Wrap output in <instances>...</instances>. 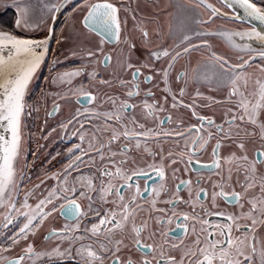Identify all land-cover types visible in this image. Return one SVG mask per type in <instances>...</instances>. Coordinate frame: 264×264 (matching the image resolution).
<instances>
[{
    "label": "snow or ice",
    "instance_id": "snow-or-ice-1",
    "mask_svg": "<svg viewBox=\"0 0 264 264\" xmlns=\"http://www.w3.org/2000/svg\"><path fill=\"white\" fill-rule=\"evenodd\" d=\"M193 6L205 10L206 19L195 21L201 28H206L215 18H231L242 23L258 21L260 27L251 25L242 30L216 33L197 30L183 36V41L177 45L180 51H170L167 48L151 51V58L155 61L166 60L167 67L156 68L155 64L145 62L141 67L134 69V82L127 91V98L119 105L115 98L109 97L112 110L100 112L95 108H85L81 113L80 109H77L75 116L66 122H61L59 127L64 130L63 135L78 137L79 143H73L66 149L68 162L61 170L45 173L44 179L28 188L24 187L25 182L26 180L30 182L32 177L25 176V170L31 168L26 158L28 148L24 136V117L28 107L26 97L30 85L45 61L48 38L28 39L8 32H0V73L10 69L0 80V237L5 238L4 243L0 244V264H65L66 261L77 258V264H264V241L257 236V226H264V173H261L257 167L264 165V119H261L264 115V0H259V3L256 0H218L217 3L199 0V3H194ZM45 7L53 22L62 12L66 21L74 20L77 16L82 17L80 23L83 28L95 32L100 37V47L82 52L72 51L70 55L83 56L89 63L108 66L111 57L104 53L103 45L106 42L118 44L121 41V5L115 0H55ZM238 10H242L243 15H240ZM23 11L26 16L27 10ZM21 22V19H17V26ZM23 22L28 26L26 19ZM53 32L54 27H48L49 37ZM141 33L147 45L148 32L141 29ZM208 35L222 37L228 46L238 53L237 62L234 63L223 55L211 52V58L218 64L222 75L227 78L230 85L226 100L229 104L235 105L226 109L220 123L211 116L199 113L194 103H185L183 99L185 88L180 87L177 95L169 86V72L180 52L187 53L201 46L210 47L208 40L203 38ZM193 38L198 43H194ZM124 42L128 43V37H124ZM134 46V44L129 45V47ZM98 55L103 56V60L98 59ZM257 60L259 63H256ZM253 63L255 69L248 71L253 67ZM133 67L131 63L127 64V68ZM142 68L154 70L152 74L144 76L145 83L156 77L162 81V91L171 96V109L180 107L190 109L191 116L199 123L191 122L185 127L183 121H178L174 129L145 130L144 124L137 125L134 116L128 117L127 113L130 110L142 106L146 117L167 120L169 123L172 121L171 113L166 117L157 116L158 112L165 111L164 105L168 103L167 95L163 98L164 103H160L154 98L155 93L152 89L147 88L143 90L142 99L132 102L140 97V84L135 81L141 74ZM84 70L82 65L69 71L58 72L52 77V83L71 87L74 79ZM88 75L90 79H94L96 73L93 71ZM183 75V73L177 74V81ZM101 83L108 82L101 81ZM126 83L120 81L121 86H125ZM75 91L83 96L89 105L98 99L83 86ZM54 95L59 97L60 93ZM207 99L212 100L211 97ZM59 110L60 105L54 102L52 110L47 115L50 117ZM100 116L105 118L103 131L111 133L106 142L100 140L95 132L89 139L84 129L85 122L91 123ZM108 121H114V124L109 125ZM74 123L79 127L70 132L69 129ZM129 123L132 127H129ZM248 124L254 126L252 131L247 130ZM93 127L96 132L101 131L98 126L93 125ZM233 128L237 129L235 133ZM242 128L243 137L255 136V128L259 129L260 148L251 159L247 153L245 140L241 136ZM41 131L43 132V129ZM54 131L55 128L51 129L49 135ZM142 137L145 140L151 137H163L167 140L171 137L174 138L178 149L176 152L170 150L165 161L161 148L159 164L147 165V168L155 171L160 183L153 185L150 190L145 183L144 190L152 197L146 203L150 204L152 212L164 214L154 218L157 227L148 236L144 235L149 228L147 220L137 223V213L143 210L140 203L143 200L141 187L132 182L134 178L138 179L146 173L143 168L125 167L127 157L119 161L116 159L118 155L126 153L128 145L122 146L119 152L113 151L111 147L113 143L123 138L125 141L135 140L136 148L139 149ZM42 138L46 140L48 137L42 136ZM213 139L216 140L215 144H211ZM86 140L87 148L84 147ZM180 140L184 141L182 150H179ZM225 141L234 142L240 150V155L233 152L222 157L220 150ZM209 145L212 149L211 163L203 167L220 175L219 170L223 167L221 161L229 166L227 176L220 175V181L213 183L212 208H217V197L231 198L235 205L239 206L240 212L237 214L220 210L209 211L200 200L201 193L207 196L204 188L196 192V200L193 201L190 180H181L180 183L188 186L189 199L184 203L192 205L191 213L177 211L175 205L182 201L178 191L164 201L167 208H158L157 203L161 193L168 191L166 166L172 168L175 177L179 171L175 165L182 162L184 156L188 157L190 165L193 158L205 151ZM144 151L152 154L146 144ZM32 155L35 156L36 153L33 152ZM97 157L101 164L97 169L100 177L99 189L95 187L94 175L80 172L81 164L85 160L88 161V165L95 166ZM106 159L107 163H105ZM233 162H236L235 169L231 167ZM196 163L199 164L200 161L197 160ZM241 167L244 171V179L243 182L237 180L241 191H236L231 184L232 173L234 170L239 172ZM51 180H55V183L46 186ZM217 188L220 190L216 191ZM230 188L232 190L229 191ZM92 192H96L97 195H91ZM80 199L89 201L86 209L78 202ZM94 200L112 207H106L101 214L93 207ZM197 204L200 205L199 213L196 211ZM58 210L69 220V223L63 227L50 228L45 240L58 242L49 248L37 250L35 242L30 237H34ZM89 213L96 217L97 222L91 223L90 227L85 224L81 231V218ZM209 216L222 217L223 221H212L208 219ZM173 218L177 227L185 233L188 232L191 223L192 235L195 237L191 246H183L181 241L180 244L171 243L166 248L167 239L160 243L147 242L154 239L157 232L161 237L166 238L168 234L162 229L166 224H171ZM126 233L136 246V250L139 252L145 249L147 254L139 259L131 256L123 258L120 253L122 247H127L124 242ZM237 233L242 234L237 235ZM100 235L104 236L107 244L98 240L84 243L85 240ZM65 242L67 247L63 246ZM95 244H98V247H95ZM16 248H20L19 254L10 258L8 254ZM177 252L179 256L176 255Z\"/></svg>",
    "mask_w": 264,
    "mask_h": 264
},
{
    "label": "flooded vegetation",
    "instance_id": "flooded-vegetation-1",
    "mask_svg": "<svg viewBox=\"0 0 264 264\" xmlns=\"http://www.w3.org/2000/svg\"><path fill=\"white\" fill-rule=\"evenodd\" d=\"M55 2V0H3L4 8L0 10V32H8L13 35H17L28 39H45L48 38V51L45 57V61L42 63L36 77L30 85V91L26 97V113L24 117V136L26 141V147L28 148L27 160L31 164L30 169L25 170V176H31L30 182L26 180L25 185L32 186L39 183L44 179L45 173H52L59 171L68 162L66 149L73 143H79L78 137L63 135L64 130L59 127L61 122H66L76 115L77 109H80L81 113L85 108H95L100 112L112 110V104L109 97L115 98L117 105L123 99L127 98V91L131 88L133 81V71L136 67H141L145 62L155 64L156 68L161 66L167 67V61H155L151 58L150 52L167 48L170 51H180L177 45H180L183 41V36L200 30L207 31L209 33H216L220 31H237L243 28L249 27L243 23H239L237 20L231 18H215L214 22L209 24L206 28H201L195 21L197 19H206V13L203 8H195L194 3H199V0H115V2L121 5L120 19L122 27L121 41L117 44L115 42H106L103 45V51L105 54L111 57L108 66L103 64L89 63L83 56H71L72 51L82 52L85 50H95L100 47V37L95 32H89L84 29L80 20L82 17L77 16L74 20H65V15L58 14V18L53 22L50 18V13L45 7L46 5ZM209 2L217 3L218 0H209ZM3 5H0L2 7ZM24 9L27 10L25 16ZM127 9V11H125ZM70 10V9H68ZM8 18V21L2 22V18ZM17 19H21L22 22L17 26ZM26 19L27 25L23 22ZM54 27L53 34L48 36V27ZM141 29L148 32V43L145 45L144 39L141 33ZM128 37V43L124 42V37ZM209 42V46H201L196 50H189V52H180V56L174 62V66L169 72V86L179 95V88H185L184 102L187 104H195L196 110L202 115L213 117L217 123L222 122L224 113L228 107H235L234 104H229L226 100L228 96L230 85L226 77L221 73L218 64L211 58V52H216L219 55H223L230 59L232 62H237L238 53L230 48L226 41L218 35H208L203 37ZM239 41V38H237ZM194 43L198 41L193 38ZM130 44H134V47H129ZM186 46V44L184 45ZM242 55V53H239ZM103 60V56L97 57ZM245 58H247L245 56ZM131 63L134 67L132 69L127 68V64ZM256 63H259L257 60ZM83 65L84 71L73 81V85H54L52 83V77L58 72L69 71ZM255 69V63L253 67L248 69L252 71ZM95 71L96 76L94 79H90L88 73ZM152 71L147 68L141 69V74L137 77L136 83L140 84L141 93L140 97H137L132 102H137L143 98V90L151 88L155 93V99L164 103V96H168V103L164 105L165 111L158 112V117H166L171 113V123L167 120L156 119L155 117H146L142 106H138L134 110H130L127 113L128 117H135L138 124H144L145 130L148 128L155 129H174L177 126L178 121H183L186 127L189 123L195 122L191 116V110L180 107L178 109H171V96L163 92V83L158 77L147 83L144 82V76L152 74ZM179 73H183L182 78L177 81L176 76ZM47 78V79H46ZM126 81L125 86H121L120 81ZM101 81H107L108 83H101ZM160 86L157 87L156 85ZM83 86L90 91L98 99L93 104L89 105L87 101L77 93L75 90ZM60 93L57 97L54 93ZM199 93V95L197 94ZM211 97L212 100L207 98ZM79 100V102H78ZM219 101V103H216ZM60 105L58 113H54L52 116H48L47 113L52 110L53 103ZM261 119H264L262 115ZM49 121L52 126L48 129H44V122ZM109 125H113L114 121H108ZM93 125L98 126L101 131L96 132ZM119 127V125H115ZM78 124H73L69 131H73L78 128ZM105 118L100 116L98 119H93L91 123H84V129L88 133L90 139L93 133L99 137L100 140L106 142L107 137L111 134L104 132ZM129 127L132 125L129 123ZM55 128L54 132H49ZM248 131H252L254 126L246 125ZM43 129V132L41 131ZM123 129H121L122 131ZM183 130V129H181ZM237 129L233 128V133ZM243 137V128L240 130ZM36 132V133H35ZM256 135L250 137H243L246 144L247 153L251 158L254 157L257 149L260 148L259 129L255 128ZM36 135L37 137L30 142L29 135ZM42 136H47L45 140ZM141 139V146L136 148V141H125L121 138L118 142L112 144V150L119 152L120 148L124 145H128L127 151L124 155H118L116 159L123 160L126 157L127 164L125 167H139L143 168L145 173L138 179L134 178L132 181L134 184H139L141 187V194L143 200L140 201L142 209L137 213V223L147 220L149 228L145 232V236L151 234L156 229L155 217L158 215H164L163 213L152 212L149 201L152 197L148 195V192L144 190L145 183L150 190L153 185H158L160 180L153 169L147 168L148 164L160 162V151L163 149L165 155V161H167V153L171 150L173 152L178 151L174 138H168L165 140L163 137H151L145 140ZM88 141H85L84 147L87 148ZM216 140L213 139L211 144H215ZM145 144L151 153L144 151ZM42 153L40 159L33 161L32 153L36 151L37 146ZM41 145L43 147H41ZM99 145L97 144V147ZM184 148V141L180 140L179 150ZM211 145L205 151H202L198 156L194 157L189 165L188 157L184 156L183 161L175 165L179 171L173 177L172 168L166 166V186L168 191L161 193L158 199L157 207L167 208L164 203L167 199L171 198L172 193L179 192L182 197V201L175 205L178 212L192 211V205L184 203L189 199V189L187 185L180 183L181 180H190L192 188V200H196V192L200 188H204L207 191V196L204 193L200 194L201 202L209 209V211H224L229 213H239V206L235 205L231 198L225 199L217 197V208L213 209L211 204V193L213 191V183L220 181V175L227 176L228 165H224L219 170L220 175H217L216 171H210L208 168L203 167L211 163ZM235 152L240 155V150L235 146L234 142L225 141L220 153L221 156H228ZM57 153H60L57 155ZM258 158V157H257ZM179 159V158H177ZM200 163L197 164L196 161ZM134 161V163H133ZM107 163V159L105 161ZM186 165H188L186 167ZM101 166L99 157L96 159V165H88V161L85 160L80 167V172L88 175H94L95 187H100V177L98 168ZM235 169L236 162L231 165ZM261 173H264V165H257ZM75 175V173H74ZM243 182L244 171L241 167L239 172L233 171L231 184L236 191H241L237 180ZM199 181V183H197ZM55 180L48 181V184H54ZM29 186V187H30ZM220 189L217 188L216 191ZM232 190L231 188L228 189ZM122 191H126L122 189ZM39 193H37L38 195ZM91 195L96 196V192H92ZM83 208H87L89 201L87 199H80ZM93 207L103 213L106 207H112V205H103L99 200L93 201ZM197 213L200 212V205H196ZM170 215V212H169ZM208 219L212 221H223L222 217L209 216ZM74 222V221H72ZM97 222L96 217L89 213L86 217L81 218V231L87 224L89 227L91 223ZM182 222V220H181ZM69 220L62 216L59 212L47 221L45 226L34 236L36 241L35 247L39 250L40 247L47 245L50 242L57 243L55 240H45V236L48 234L49 229L52 227H63ZM199 230V225L196 226ZM163 231L167 232V237H161L159 232L152 240H148V243H160L162 240L167 239V248L171 243L180 244L182 241L183 246H191L195 237L192 235L191 223H189V230L187 233L177 227L175 218L171 224H166ZM246 231V229H244ZM242 233H237L241 235ZM257 236L260 240L264 241V226H257ZM119 238V236H117ZM5 238L0 239V244L4 243ZM32 239V238H31ZM103 241L104 236L91 237L90 240H85L84 243L92 241ZM124 242L127 247H122L120 255L123 258L131 256L134 259H139L141 256L147 254V250H136V246L132 243L128 234H125ZM67 243H64V247H67ZM98 247V244L94 245ZM20 252V251H19ZM10 255L15 257L19 254ZM179 256V252L176 253ZM151 258V257H150ZM77 259H70L65 264H77Z\"/></svg>",
    "mask_w": 264,
    "mask_h": 264
},
{
    "label": "rangeland",
    "instance_id": "rangeland-1",
    "mask_svg": "<svg viewBox=\"0 0 264 264\" xmlns=\"http://www.w3.org/2000/svg\"><path fill=\"white\" fill-rule=\"evenodd\" d=\"M256 2L257 3H259V0H256ZM0 5H3L2 7H0V10L1 9H3L4 8V4H3V0H0ZM2 20V22H6V21H8V18H6V17H4V18H2L1 19ZM46 121V120H45ZM44 129H48V128H50L51 126H52V123L51 122H49V121H47V123H45L44 122ZM36 133V132H35ZM32 137V138H31ZM37 136L36 135H29V139H30V142H33V140L36 138ZM35 153H36V155L35 156H33L32 157V159H33V161L34 160H36V159H40V156H42V153H41V151H40V149H39V145L37 146V149H36V151H35ZM30 186V184L29 185H25L24 187L25 188H28ZM31 187V186H30ZM1 238H4V237H0V239ZM32 238V239H31ZM30 239L32 240V241H34L35 243H36V241L34 240V237H30ZM52 245H54V242L52 241V242H50V243H48L47 245H45V246H42V247H40L39 248V250L40 249H44V248H49V247H51ZM23 246V242H22V244H21V247ZM64 246V245H63ZM20 251V248H16L15 250H13L11 253H9L8 255L10 256V255H15L16 253H18Z\"/></svg>",
    "mask_w": 264,
    "mask_h": 264
},
{
    "label": "water",
    "instance_id": "water-1",
    "mask_svg": "<svg viewBox=\"0 0 264 264\" xmlns=\"http://www.w3.org/2000/svg\"><path fill=\"white\" fill-rule=\"evenodd\" d=\"M238 11H239V14H240V15H243L242 10H238ZM237 21H238V20H237ZM238 22H239V23H242V22H240V21H238ZM243 24H245V25H247V26L256 25L257 27H260L258 21H246V22H243ZM254 46H255V45H254ZM5 55H7V54L5 53ZM9 70H10V69H5L3 73H0V76H1L0 80L3 79L4 74H6Z\"/></svg>",
    "mask_w": 264,
    "mask_h": 264
},
{
    "label": "bare ground",
    "instance_id": "bare-ground-1",
    "mask_svg": "<svg viewBox=\"0 0 264 264\" xmlns=\"http://www.w3.org/2000/svg\"><path fill=\"white\" fill-rule=\"evenodd\" d=\"M0 78H1V76H0Z\"/></svg>",
    "mask_w": 264,
    "mask_h": 264
}]
</instances>
